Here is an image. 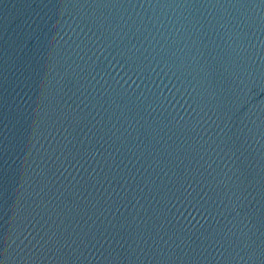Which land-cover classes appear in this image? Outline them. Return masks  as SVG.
I'll return each mask as SVG.
<instances>
[{
	"label": "water",
	"instance_id": "1",
	"mask_svg": "<svg viewBox=\"0 0 264 264\" xmlns=\"http://www.w3.org/2000/svg\"><path fill=\"white\" fill-rule=\"evenodd\" d=\"M0 264H264V0H0Z\"/></svg>",
	"mask_w": 264,
	"mask_h": 264
}]
</instances>
